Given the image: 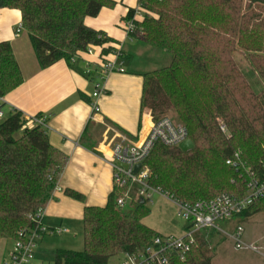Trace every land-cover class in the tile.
Returning a JSON list of instances; mask_svg holds the SVG:
<instances>
[{"label":"trees","instance_id":"1","mask_svg":"<svg viewBox=\"0 0 264 264\" xmlns=\"http://www.w3.org/2000/svg\"><path fill=\"white\" fill-rule=\"evenodd\" d=\"M138 1L157 17L145 15L135 22L131 37L171 55L167 66L141 75V115L148 113L157 122L173 108L194 143L189 152L157 143L145 162L152 185L190 204L223 194L241 198L245 187L240 174L226 161L240 152L242 161L264 177V91L262 96L253 91L231 53L236 47L244 49L264 83V0ZM243 5L248 13L241 14ZM114 6L112 0H0V10L21 12V27L41 69L60 61L72 66V58L90 46L110 54L112 39L87 27L85 19ZM134 14L130 9L127 19ZM23 81L11 44L1 42L0 95ZM220 119L228 135L222 133ZM81 142L88 149L95 147L87 132ZM67 160L50 144L47 131L39 125L28 127L21 112L10 113L0 123V240H17L20 232L35 228L33 219L53 200ZM65 194L85 201L76 191L67 189ZM119 194L113 189L104 207H85L83 251L55 250L53 264H110L115 256L145 251L161 237L143 223L151 213L149 205L138 201L124 212L116 203ZM262 208L264 197L241 216L252 217ZM214 257L198 233L185 260L173 254L170 264H212Z\"/></svg>","mask_w":264,"mask_h":264},{"label":"crops","instance_id":"2","mask_svg":"<svg viewBox=\"0 0 264 264\" xmlns=\"http://www.w3.org/2000/svg\"><path fill=\"white\" fill-rule=\"evenodd\" d=\"M112 1L115 2L113 8L105 7L97 17L86 18L85 25L105 32L112 39L108 46L113 51L107 54L108 58H112L116 49L122 50L123 57L120 61L126 71L103 77L100 83L106 94L97 100L92 98V94L97 82L96 55L102 54V50L97 49L92 57L83 56L75 64H71L72 66L60 61L49 68L41 69L27 32L22 30L17 34L22 22L21 12L17 9L0 10V43L11 44L24 78L23 83L9 92L5 99L15 111L26 117L45 118L43 128L47 131L50 144L63 152L68 159L53 200L44 209L43 224L50 231L66 230L62 234L71 235L82 231L83 243L85 207H104L114 189L113 171L106 161L109 150L107 142H104V134L106 131H114L134 140H142L153 123L150 114L141 115L144 89V78L141 75L149 72L152 69L150 63H153L149 60L150 63L145 64L142 60L153 51L140 44L138 39L128 37L125 32L129 10L136 13L141 8L139 1ZM145 15L152 16V13L144 10L137 22H142ZM88 61L95 64L88 67ZM88 70L92 71L90 76L87 75ZM92 102L98 104L99 114L94 115ZM5 111L10 113L9 107ZM27 126L31 127L28 122ZM85 132L95 142L93 150L86 148L81 142ZM67 189L81 193L85 197L84 203L68 197L65 194ZM175 220L176 204L157 195L151 204V213L143 223L161 237H182L186 225L182 228L176 225ZM50 234L56 233H48L40 239L37 254L39 247ZM14 245L13 239L0 240V264L9 259ZM36 263L45 264L38 260Z\"/></svg>","mask_w":264,"mask_h":264},{"label":"built area","instance_id":"3","mask_svg":"<svg viewBox=\"0 0 264 264\" xmlns=\"http://www.w3.org/2000/svg\"><path fill=\"white\" fill-rule=\"evenodd\" d=\"M144 10L139 8L125 25V32L131 37L135 29V22L141 16ZM22 27L17 29V34L22 31ZM97 49L102 47L90 46L87 52L72 58L71 63L75 64L83 56H95ZM122 50L116 49L112 53V58L107 55H96L98 60L96 64L97 82L92 98L97 100L106 94L103 85L100 83L103 77L111 73H125L122 59ZM88 67L95 62L88 61ZM92 74L91 70L87 75ZM9 107L10 113L16 112L9 105L5 96L0 95V119H6L10 114L5 111ZM94 115L100 113V108L96 102H92ZM93 115V119H94ZM29 126H45V118L40 116L26 117ZM222 133L228 135V129L225 124H220ZM110 133H113L110 136ZM190 139L187 128L168 117H164L157 122H153L149 133L142 140H134L124 134L106 131L104 142H107L108 156L106 161L113 171L114 189L120 192L116 203L118 208L124 209L132 203L141 201L151 205L155 196H161L172 200L177 207V217L186 223L185 233L182 237H158L153 244L145 251L134 254H123L119 264H170L173 254H178L180 260L184 261L186 255L191 252L196 244V235L206 229H215L226 235L217 225L218 221H226L240 217L243 213L264 197V177H260L250 167H248L241 158V153L236 152L233 157L226 161V164L237 171L239 179L245 187L244 195L236 198L230 194H223L211 200H202L194 204L184 203L180 200H174L167 193L156 188L151 183V171L145 165L146 160L151 155L155 145L162 143L166 147H178ZM140 168L135 172V167ZM44 210H40L34 217L35 228L22 231L19 238L15 240L14 248L9 259L3 264H37L36 252L38 242L48 233L62 234L64 229L50 231L44 224ZM243 228L237 227L235 232L230 235L234 240L237 249L248 248L256 250L254 247L246 246L243 241Z\"/></svg>","mask_w":264,"mask_h":264},{"label":"rangeland","instance_id":"4","mask_svg":"<svg viewBox=\"0 0 264 264\" xmlns=\"http://www.w3.org/2000/svg\"><path fill=\"white\" fill-rule=\"evenodd\" d=\"M248 12L249 11H246L243 5L241 14ZM152 16L157 17L156 14H152ZM151 51L153 52L150 54V56L145 57L142 60L145 62V64H149V60L153 61V63H150L152 68L150 71H154L169 64L171 58L170 54H160L156 50ZM231 57L236 67L245 75L248 83L252 86L253 91H255L256 94L261 93L262 96V91H264V83L249 62L247 53L244 51V49L236 47L231 53ZM171 91L172 90L169 91V95H171ZM164 117H168L177 123L183 124L181 121H179L173 108L167 111ZM3 120L4 119H0V123ZM219 123H223V121L220 119ZM149 207L151 208V205H149ZM128 209L129 206L125 207L123 211L127 212ZM175 223L182 228L186 225V223L179 217H177ZM216 225L226 235L215 229H206L199 233L208 242L215 254L212 264H264V208H262L258 214L252 217L240 216L226 221H218L216 222ZM239 226L244 230L242 237L243 243L246 246L254 247L256 250H251L248 248H236V244L230 235H232ZM56 249L83 251L84 243L82 231L73 233L71 235L50 234L45 238L44 242L39 247L38 254L36 253V260L43 261L45 264L52 263V252ZM121 260L122 255L115 256L110 259V264H119Z\"/></svg>","mask_w":264,"mask_h":264},{"label":"water","instance_id":"5","mask_svg":"<svg viewBox=\"0 0 264 264\" xmlns=\"http://www.w3.org/2000/svg\"><path fill=\"white\" fill-rule=\"evenodd\" d=\"M194 148V143L191 139H188L184 142H182L180 145H179V149L182 151V152H189L191 151L192 149ZM140 168V165H137L135 167V172Z\"/></svg>","mask_w":264,"mask_h":264}]
</instances>
